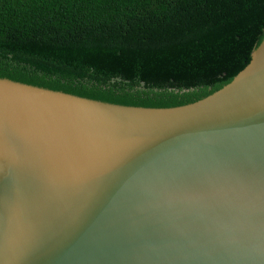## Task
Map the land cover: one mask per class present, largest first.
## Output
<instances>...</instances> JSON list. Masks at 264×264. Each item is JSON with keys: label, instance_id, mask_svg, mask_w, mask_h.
Wrapping results in <instances>:
<instances>
[{"label": "water", "instance_id": "95a60500", "mask_svg": "<svg viewBox=\"0 0 264 264\" xmlns=\"http://www.w3.org/2000/svg\"><path fill=\"white\" fill-rule=\"evenodd\" d=\"M0 264H264V34L180 99L0 68Z\"/></svg>", "mask_w": 264, "mask_h": 264}, {"label": "trees", "instance_id": "16d2710c", "mask_svg": "<svg viewBox=\"0 0 264 264\" xmlns=\"http://www.w3.org/2000/svg\"><path fill=\"white\" fill-rule=\"evenodd\" d=\"M263 34L264 0H0V68L116 95H205Z\"/></svg>", "mask_w": 264, "mask_h": 264}]
</instances>
